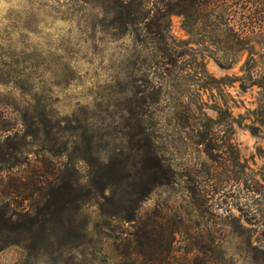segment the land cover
Masks as SVG:
<instances>
[{
	"label": "rangeland",
	"instance_id": "374dc122",
	"mask_svg": "<svg viewBox=\"0 0 264 264\" xmlns=\"http://www.w3.org/2000/svg\"><path fill=\"white\" fill-rule=\"evenodd\" d=\"M152 1L0 0V264H115L109 236L130 228L124 217L132 206L117 214L113 187L109 200L102 197L93 165L109 153L97 145L92 166L85 162L80 125L94 113L101 132L120 124L108 114L124 101L118 91L140 59ZM211 29L201 26L191 38L183 17L172 15L171 34L190 56L173 70L151 125L161 157L182 180L148 192L137 215L157 205L174 214L184 205V180L203 181L218 216L220 264H264L263 227L247 220V195L228 196L234 205L225 226V164L213 180L193 139V125L207 123L220 159L231 146L264 187V89L240 86L248 53L225 68V42ZM115 137L105 140L128 153L122 134ZM36 183L35 195L24 196Z\"/></svg>",
	"mask_w": 264,
	"mask_h": 264
},
{
	"label": "trees",
	"instance_id": "16d2710c",
	"mask_svg": "<svg viewBox=\"0 0 264 264\" xmlns=\"http://www.w3.org/2000/svg\"><path fill=\"white\" fill-rule=\"evenodd\" d=\"M152 2L139 36L140 59L118 91L124 101H118L117 111L108 114V118L118 119L120 124L101 132L96 124L101 122L98 113L85 114L80 125V138L86 149L83 160L92 166L90 159L98 152L95 151L97 145V150L101 148L109 153L97 169L93 165V181L100 185L101 195L107 200L108 190L114 188L111 203L117 214H121L120 206H132H127L131 213L124 217L131 222L130 228L115 237L109 236L114 248L111 259L115 264H220V239L215 230L218 216L212 209L207 183L187 177L183 186L184 205L172 215L160 205L137 215L139 201L145 199L143 196L148 192L182 180L180 173L161 157L151 124L173 70L180 60L190 56L188 49L171 34L173 14L183 17V25L191 38L201 26L212 28L217 41L225 42V68H232L239 55L247 52L241 68L243 75L238 77L240 86L257 85L264 89V0ZM179 119L186 126L191 125L190 117L180 116ZM193 126L194 143L203 147L213 180L218 178L223 162L225 164V213H230L234 205L227 200L228 196L236 190L247 195V220L260 223L264 240V187L245 173L246 167L231 146L225 145V160L220 159L223 157L216 152L217 135L206 129L207 123ZM116 133L122 134L128 153L113 148L105 140L116 138ZM35 185V190L24 196L33 197L39 188L37 183ZM67 195L71 196L72 192ZM229 216L228 213L225 216V226H228Z\"/></svg>",
	"mask_w": 264,
	"mask_h": 264
}]
</instances>
